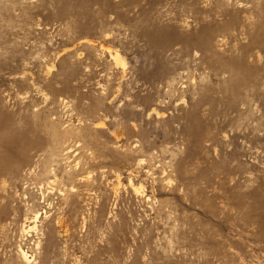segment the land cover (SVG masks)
Wrapping results in <instances>:
<instances>
[{"label":"rangeland","instance_id":"1","mask_svg":"<svg viewBox=\"0 0 264 264\" xmlns=\"http://www.w3.org/2000/svg\"><path fill=\"white\" fill-rule=\"evenodd\" d=\"M0 264H264V0H0Z\"/></svg>","mask_w":264,"mask_h":264}]
</instances>
